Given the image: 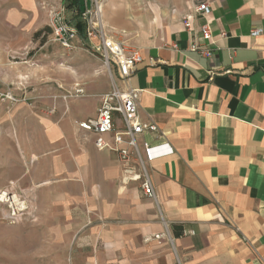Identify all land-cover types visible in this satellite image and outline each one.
Masks as SVG:
<instances>
[{"label":"crops","instance_id":"1","mask_svg":"<svg viewBox=\"0 0 264 264\" xmlns=\"http://www.w3.org/2000/svg\"><path fill=\"white\" fill-rule=\"evenodd\" d=\"M200 2L211 13L188 32L181 17ZM100 3L105 33L141 50L128 87L140 91L141 120L158 126L172 154L150 166L156 203L122 182L115 153L78 130L97 116L105 89L32 111L22 90L5 87L18 102L2 104L16 111L2 120V145L17 160L5 151L2 169L65 256L52 264H264V0ZM47 4L65 15L64 0H19L10 23L29 18L23 26L39 31L35 14ZM88 4L81 0L83 11Z\"/></svg>","mask_w":264,"mask_h":264},{"label":"built area","instance_id":"2","mask_svg":"<svg viewBox=\"0 0 264 264\" xmlns=\"http://www.w3.org/2000/svg\"><path fill=\"white\" fill-rule=\"evenodd\" d=\"M90 1L91 5H86L81 15L86 27L85 35L93 43V50L101 57L104 65L113 70L115 86L110 93L100 97L97 116L79 122L78 130L94 137L97 150L110 151L117 155L124 184H138L143 195L157 203L150 166L156 160L172 154V148L156 124L141 120L138 104L140 91L128 87L137 66L143 62L142 53L139 48H131L105 33L100 0ZM172 13L175 14L176 10L173 9ZM210 13V6L206 2H200L191 14L181 17V22L188 32H193L195 17H206ZM51 23L54 41L65 49H73L80 37L67 22L63 9L52 13ZM200 31L204 40L212 39L208 23L203 25ZM192 49L198 50L197 46ZM201 53L207 58L212 56L209 50ZM71 96L85 97V87L79 83L75 84L73 93L69 94V97ZM17 102L12 90L3 89L0 84V105ZM117 117L121 125L118 124ZM0 208L1 219L7 224L39 223L34 200L20 192L15 182H10L8 186L0 189Z\"/></svg>","mask_w":264,"mask_h":264},{"label":"rangeland","instance_id":"3","mask_svg":"<svg viewBox=\"0 0 264 264\" xmlns=\"http://www.w3.org/2000/svg\"><path fill=\"white\" fill-rule=\"evenodd\" d=\"M19 0H0V84L22 90L19 94L27 99L26 104L32 111L46 109L39 106L41 101H62L90 97L87 90L97 85L105 89L102 95L110 93L115 86L113 70H109L101 57L93 50V43H75L73 49H65L54 41L51 16L62 8L43 5L42 15L35 14V21L42 27L37 32L28 30L23 24L13 26L10 13L17 9ZM66 20L74 26L77 13L66 9ZM34 20V19H33ZM41 32L39 37L36 34ZM86 88V96L69 97L75 84ZM100 84V85H99ZM66 97L67 100H65ZM2 106V105H1ZM0 106V189L8 186L10 169H2V162L8 155L17 160V153L12 146L2 145V120L14 115L12 107ZM17 110V109H16ZM87 111L79 115H86ZM0 208V264H52L53 261L64 262L60 251L54 249L50 235L42 234L41 225L22 222L11 225L1 219Z\"/></svg>","mask_w":264,"mask_h":264},{"label":"trees","instance_id":"4","mask_svg":"<svg viewBox=\"0 0 264 264\" xmlns=\"http://www.w3.org/2000/svg\"><path fill=\"white\" fill-rule=\"evenodd\" d=\"M64 4L66 6V9L69 10H74L77 15L75 17V24H74V29L78 32L79 36L85 40V23L81 20V15H82V5H81V0H64ZM71 25V24H70ZM41 35V32H38L36 34V37H39Z\"/></svg>","mask_w":264,"mask_h":264}]
</instances>
